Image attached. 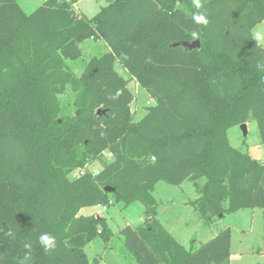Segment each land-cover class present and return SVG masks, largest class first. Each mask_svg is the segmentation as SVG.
<instances>
[{"label":"trees","instance_id":"obj_1","mask_svg":"<svg viewBox=\"0 0 264 264\" xmlns=\"http://www.w3.org/2000/svg\"><path fill=\"white\" fill-rule=\"evenodd\" d=\"M76 2L46 0L26 13L0 0V264H18L26 240L31 264H99L86 245L115 233L107 217L79 211L133 202L144 221L118 234L138 264H228L230 227L187 248L161 222L153 193L159 181L192 182L198 197L188 203L205 223L264 206V160L229 138L253 119L264 144V72L255 66L264 47L252 38L264 0H203L207 27L192 22L191 0H179L182 9L176 0H109L91 18ZM193 30L200 47L172 45L194 41ZM85 39L107 51L76 75L66 60L81 57ZM130 80L155 101L139 120ZM41 232L57 237L52 254L37 242Z\"/></svg>","mask_w":264,"mask_h":264},{"label":"rangeland","instance_id":"obj_2","mask_svg":"<svg viewBox=\"0 0 264 264\" xmlns=\"http://www.w3.org/2000/svg\"><path fill=\"white\" fill-rule=\"evenodd\" d=\"M26 13H31L46 0H17ZM109 0H77L75 9L82 15L91 18L97 14ZM264 33V21L257 24L252 33ZM259 43L264 47V40ZM82 55L77 59H67L69 67L76 75H80L88 60L107 51L102 40L85 39L80 43ZM117 70L129 78L123 67L116 62ZM128 87L133 94L131 109L134 119H141L147 108L155 103L149 92L136 80H130ZM71 96V98H70ZM65 97V96H64ZM72 100V94L66 96ZM230 142L240 147L258 160H264V144L261 141L256 120L247 122V134L244 135L241 125L229 129ZM108 160L112 156L106 152ZM98 160L93 161L88 168L96 173L101 168ZM76 171L70 176L74 177ZM154 196L158 201L159 218L174 237L187 248L191 241L197 244L206 242L216 235L222 228L231 229V248L228 264H264V206L246 207L227 212L224 217H217L212 223H205L194 210L189 200L198 197L194 185L185 181L180 185L159 181L156 184ZM144 206L140 202H133L124 207L122 204L84 207L79 214H97L108 218L109 225L115 233L107 243L100 238L86 245L89 259H98L99 264H138L124 248L123 239L118 230L125 224L140 225L144 221Z\"/></svg>","mask_w":264,"mask_h":264},{"label":"clouds","instance_id":"obj_3","mask_svg":"<svg viewBox=\"0 0 264 264\" xmlns=\"http://www.w3.org/2000/svg\"><path fill=\"white\" fill-rule=\"evenodd\" d=\"M192 7L196 9L195 12L192 13V22L198 26L207 27L210 23L209 14L205 10V4L203 0H191ZM176 9H182V5L179 0H176L174 4ZM192 38L195 40L199 37V32L193 30L191 33ZM252 38L258 43L260 40H264V33L255 32L252 34ZM255 66L258 71L264 72V57H260L256 60ZM120 91L117 90V93L114 96H111V99H118L120 95ZM69 181H72V177H68ZM35 231V229H34ZM6 236H9L15 239V234L11 230H8L5 233ZM37 242L43 248L44 252L47 254H52L58 247L57 237L50 232H41L37 237ZM23 248L26 249L23 257L19 260L18 264H31L33 259L32 257V249L33 245L29 241H24Z\"/></svg>","mask_w":264,"mask_h":264},{"label":"water","instance_id":"obj_4","mask_svg":"<svg viewBox=\"0 0 264 264\" xmlns=\"http://www.w3.org/2000/svg\"><path fill=\"white\" fill-rule=\"evenodd\" d=\"M173 46H177V45H182V46H184L186 49H192V48H196V47H200V40L199 39H195L194 41H192V42H188V41H179V42H175V43H173L172 44ZM105 109H103V108H99L98 110H97V114L98 115H102L103 113H105ZM241 128H242V130H243V133H244V135H246L247 134V123L245 122V123H242L241 124ZM106 190H113V188H111V187H106ZM98 216H100V215H98Z\"/></svg>","mask_w":264,"mask_h":264},{"label":"built area","instance_id":"obj_5","mask_svg":"<svg viewBox=\"0 0 264 264\" xmlns=\"http://www.w3.org/2000/svg\"><path fill=\"white\" fill-rule=\"evenodd\" d=\"M95 1H99V0H95ZM80 173L84 172V169L79 170ZM104 208H106L105 206H103Z\"/></svg>","mask_w":264,"mask_h":264},{"label":"crops","instance_id":"obj_6","mask_svg":"<svg viewBox=\"0 0 264 264\" xmlns=\"http://www.w3.org/2000/svg\"><path fill=\"white\" fill-rule=\"evenodd\" d=\"M107 47V46H106Z\"/></svg>","mask_w":264,"mask_h":264}]
</instances>
